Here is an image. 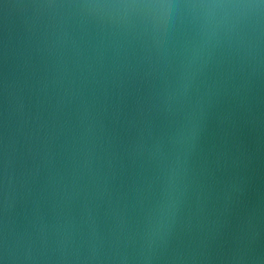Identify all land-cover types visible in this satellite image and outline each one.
Segmentation results:
<instances>
[{
    "label": "water",
    "instance_id": "water-1",
    "mask_svg": "<svg viewBox=\"0 0 264 264\" xmlns=\"http://www.w3.org/2000/svg\"><path fill=\"white\" fill-rule=\"evenodd\" d=\"M44 2L0 0V260L7 235L51 257L103 241L140 264L162 162L190 116L191 182L151 264H264V62L208 51L190 67L200 38L187 20L124 35Z\"/></svg>",
    "mask_w": 264,
    "mask_h": 264
},
{
    "label": "clouds",
    "instance_id": "clouds-1",
    "mask_svg": "<svg viewBox=\"0 0 264 264\" xmlns=\"http://www.w3.org/2000/svg\"><path fill=\"white\" fill-rule=\"evenodd\" d=\"M38 7L46 11L72 10L82 21L91 22L101 31L124 35L146 32L176 19L193 24L199 42L188 53L190 67L203 60L208 51H226L242 63L264 62V0H71L56 3L45 0ZM191 117L177 126L173 136L175 151L162 162L160 168V196L149 209L139 236V253L135 257L140 264L162 258L171 235L177 214L191 182L187 165V152L194 131L189 126ZM24 238L3 240V260L0 264H37L38 261L55 258L61 264H101L114 261L128 264L129 257L122 254L118 245L111 255L104 250L103 241L93 240L89 254H73L63 242L56 250L58 255L48 256L43 244ZM180 260V256L173 257ZM243 260L244 257H238Z\"/></svg>",
    "mask_w": 264,
    "mask_h": 264
}]
</instances>
